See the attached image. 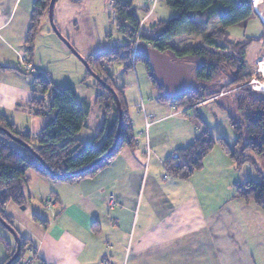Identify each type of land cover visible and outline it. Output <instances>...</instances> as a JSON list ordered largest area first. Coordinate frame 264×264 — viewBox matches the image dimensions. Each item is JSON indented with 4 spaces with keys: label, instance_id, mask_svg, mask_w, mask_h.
<instances>
[{
    "label": "crops",
    "instance_id": "0c3cea01",
    "mask_svg": "<svg viewBox=\"0 0 264 264\" xmlns=\"http://www.w3.org/2000/svg\"><path fill=\"white\" fill-rule=\"evenodd\" d=\"M33 1L0 0V116L16 130L36 136L54 113H35L32 99L43 97L47 106L48 96L40 93L33 75L19 62V55L25 56L24 40ZM251 18L257 20L262 31L255 41L264 39L262 22L255 16ZM250 37L229 40L240 42ZM259 49L253 62L264 55ZM28 61L37 69L35 53ZM134 82L136 109H127L134 147L122 148L107 167L75 183L29 176V182L37 186L33 190L28 182L24 194L30 204L40 202L42 209L33 206V215L45 225L38 224L32 233L24 234L36 247L35 258L31 254L25 260L30 264H249L250 258H263L264 211L233 197V185L243 167L251 164L237 166L214 146L204 157L202 167L188 178L170 175L164 158L190 144L203 123L210 121L198 111L193 115L199 106L179 107L173 101L160 100L158 91L142 75L141 82L136 76ZM81 100L94 103L93 96L90 102ZM90 110L91 104L88 114ZM100 113L101 123L96 126H89L87 117L86 126L77 135L81 143L95 147L102 144L103 138L93 143L104 121L102 108ZM207 127L210 132L212 129ZM257 158L258 178L259 173L264 175V153ZM216 188L227 194L217 196ZM110 195L115 200L111 206ZM49 196L55 198V204L47 209L43 200ZM8 206L15 205L8 203L5 209ZM208 209L223 210L229 217L216 218L206 213ZM243 209L259 217L242 218ZM5 257L2 250L0 263Z\"/></svg>",
    "mask_w": 264,
    "mask_h": 264
},
{
    "label": "trees",
    "instance_id": "16d2710c",
    "mask_svg": "<svg viewBox=\"0 0 264 264\" xmlns=\"http://www.w3.org/2000/svg\"><path fill=\"white\" fill-rule=\"evenodd\" d=\"M134 1L111 0L115 27L118 34L125 38V43L104 48L84 57L90 70L105 83L103 86L102 82L95 79L93 84L94 104L100 106L104 112L103 124L93 141L95 143L103 138L99 147L83 144L77 138L78 133L86 126L90 104L85 100L77 99L76 89L73 86L66 85L58 89L52 87L50 81L43 78L41 72L28 61V58L31 59L34 54L35 42L44 18L47 17L49 4V0L33 1L30 25L24 40L25 56L23 57L34 70L28 72L40 86V93L48 96L47 106L44 105L43 97L32 99L36 107L35 113L46 115L53 112L54 118L34 136L16 130L4 116H0V128L30 147L28 149L15 143L0 130V218L10 227L13 228V225L11 219L4 213L5 207L8 203L16 206L25 203L24 186L30 180V172L53 182L71 184L93 177L107 167L122 148L135 146L123 86L117 87L113 75L106 71L110 60L126 61V67L134 66L137 59L141 61L153 88L159 93V99L173 101L179 107L194 108L205 99L208 100L218 94L214 92L205 96L204 92L208 88L220 87L226 91L233 88L242 94L236 108L237 112L220 102L217 104V107L226 113L229 125L236 135L234 142L229 144L223 137L213 138L207 125L202 122L201 132L190 144L175 149L164 158V166L170 175L188 178L202 167L204 157L214 146H219L237 166L250 163L256 168L253 156L264 153V92L257 93L245 87L251 79V74L246 68L245 52L249 44L258 38L250 37L240 42H231L228 39L229 27L234 25L245 27L249 18L257 17L251 0H162L176 13V16L167 21L156 20L150 23L146 29L150 33L149 36L143 33L144 20L137 15L136 8L143 9L145 14L149 15L151 6L144 4L136 6ZM136 39L161 53L170 55L172 59L192 63L194 81L204 83L205 86L198 85L194 89H187L179 97L167 96L163 87L156 83L147 57L136 52L133 60L131 59L133 42ZM218 71L227 77L228 82L221 81V77L218 76L216 78L220 81H216L215 76ZM87 75L92 74L87 71ZM115 95L122 111V125L117 143L105 158L91 165L106 154L114 143L118 126ZM83 168L85 169L75 173ZM258 175L257 179L235 183L233 197L252 203L264 211V175L261 173ZM50 197L55 201L53 196ZM32 221L41 226L45 225V221L36 215L32 216ZM15 231L20 242V252L11 264H23L26 253L30 252L35 258L36 247L30 238L21 236L17 230ZM0 240L6 253L5 259L0 264H5L14 254L16 244L12 247L1 237Z\"/></svg>",
    "mask_w": 264,
    "mask_h": 264
},
{
    "label": "rangeland",
    "instance_id": "374dc122",
    "mask_svg": "<svg viewBox=\"0 0 264 264\" xmlns=\"http://www.w3.org/2000/svg\"><path fill=\"white\" fill-rule=\"evenodd\" d=\"M134 4L136 6H140L143 4L145 6H151V3L147 0H135ZM152 4V10H150L151 13H149V15H146L143 9H140L139 7L136 8L137 15L144 20L143 33L146 36L150 35L148 30H146L148 29L150 23L156 20L167 21L176 16V13L171 8H169L162 0H157L155 6L154 3ZM253 9L257 14L258 19L264 25L263 21L260 19L259 14L254 8V5ZM258 9L261 13H264V0L259 1ZM46 16L47 17L44 18V21L42 23L40 34L35 42L34 53L36 56V62H38L36 65V70L41 72V76L43 78L52 81V83L57 87L66 85L75 87L78 100L86 98L90 102V98L92 96L94 97L93 84L95 82V77L93 75H87V68L84 63L80 59H78V57H76L72 52H70L65 43L51 31L50 25L48 23V15ZM53 21L60 31L61 35L69 41V43L83 58L90 53H97L99 51H102L105 47H115V45L123 44L126 41L124 40L125 38L118 34L116 30L111 0H56L53 7ZM261 32L262 31L259 28L257 20L249 18L246 22L245 27H242L241 25H234L229 27L228 33L230 37H228V39L237 41L243 39L245 36L258 37L260 36ZM257 47L264 50V39H259V41H255L254 43H252L251 47H247L245 53V61L247 64L246 68L247 72L251 74V78L256 76V66L255 62H253V56L260 52V49L257 51ZM133 57L134 56L132 54V60ZM125 65L126 61L110 60L106 66V71L109 74L113 75L114 84L116 86H124L123 91L126 97V106L127 109L132 111L136 109L133 108L134 104H136L135 92L137 93V86L134 82L135 76L140 82L141 75L145 79V81L150 84L151 82L145 70L144 64L138 59L134 63V66L131 65L130 67H126ZM217 76L218 78L221 77V81L228 82L227 77H225L223 73H219L218 71L215 78ZM218 78H216L217 82L220 81H218ZM258 78V76L255 77V79ZM250 84V81L249 84L247 82L245 84V87H248L250 88V90L257 93L264 92L253 88L255 86L251 84L253 86L252 87ZM212 85H214V83ZM238 91L239 90L233 88H230V90L228 91L221 89L220 87H214L210 89L208 88L204 92V94L206 93L205 96H208L207 94H212L214 92H218V94L215 97H210V99H205L201 103L197 104L196 106L199 107L193 111V115H195V113L198 111L200 116H203L210 121L206 122L209 128L212 129L210 132H213L215 134V137H218V135L216 134H220L219 136L223 137L229 144H232L234 142L233 140L235 139L236 135L229 125L226 113L223 112V110H217L218 107L216 105L220 102L222 105L236 111V108L240 101L239 98L242 95ZM90 104L91 110L88 116V123L89 126H96L97 124L101 123L103 114L101 115L100 113V106L94 104L93 102ZM194 120L197 119L194 118ZM215 147H217L219 151H222L219 146ZM257 159V156H255L254 162H257ZM33 174V172H30L29 176ZM250 178L257 179V171L253 165L247 164L243 167L237 182H244ZM39 179L41 178L39 177ZM27 185L28 183L24 186V190L26 192ZM31 185L33 190L37 186L33 184V182H29V186ZM216 190L218 193L217 196H219V194L223 195L226 193V191H224V189L222 188L220 191L221 193H219V188H216ZM25 196L27 199L23 205H15L11 208H9L8 206L4 211L5 214H9L13 229L17 230L21 236H24V234L26 233H32V228L38 226L36 222H33L31 220L35 210L33 206H37L39 209L41 208L39 201L34 200L30 204L29 198L26 194ZM217 202H219V199ZM40 213H43V210H40ZM206 213H210L216 218L229 217V215L226 216V213L223 210H221L220 212H216L208 209L206 210ZM242 213V218H248L250 220L252 219V217H259L258 214H256L255 216L252 215L251 210L243 209ZM0 237L12 247H15L14 237L2 225H0ZM2 250L5 252L3 242L2 240H0V252ZM29 255H31L30 252L26 253L25 258H28ZM261 259L263 260V262H258L261 261ZM248 263H264V257L257 259L250 258Z\"/></svg>",
    "mask_w": 264,
    "mask_h": 264
},
{
    "label": "water",
    "instance_id": "95a60500",
    "mask_svg": "<svg viewBox=\"0 0 264 264\" xmlns=\"http://www.w3.org/2000/svg\"><path fill=\"white\" fill-rule=\"evenodd\" d=\"M54 4H55V0H49L48 10H47L48 23L52 31L54 32L55 35H57V37L61 41L65 43V45L68 47L70 52H72L76 57H78V59H80L84 63V65L87 68V71H89L95 77V79H97V81L102 82V80L94 72L90 70L84 58L75 50V48L69 43V41L61 35L60 31L58 30L57 26L55 25L53 21ZM135 52L143 54L145 57H147L156 83L159 86L163 87L165 94L169 97H179L187 89H194L198 85H201L203 87L205 86L204 83H196L194 81V77L192 73L194 66L190 62L180 60V59H172L170 55L166 53H161L158 50H156L154 47H151L147 43H144L142 41L137 43L135 47ZM102 85L105 86V83L102 82ZM115 101H116V106H117V111H118V126H117V130L115 134L114 143L106 154L98 158L91 165L105 158L113 150V148L115 147L117 143L120 128L122 125V111H121L120 103L116 95H115ZM0 130L4 132L15 143L22 145L25 148L30 149V147L26 143L16 138L14 135L9 133L8 131L4 130L3 128H0ZM36 157L40 161V163L46 169H48V167L44 164V162L38 156ZM85 168L77 170L75 171V173L82 171ZM0 224L12 234V236L14 237L15 244H16V249H15L14 254L5 263V264H11V262L15 258L18 257L19 252H20L19 238H18L16 231L12 227L7 225L6 222L2 220L1 218H0Z\"/></svg>",
    "mask_w": 264,
    "mask_h": 264
},
{
    "label": "built area",
    "instance_id": "2783aa9c",
    "mask_svg": "<svg viewBox=\"0 0 264 264\" xmlns=\"http://www.w3.org/2000/svg\"><path fill=\"white\" fill-rule=\"evenodd\" d=\"M148 2H150L151 3V6L153 5L152 3H155L157 0H147ZM139 41H138V39H136V40H134V42H133V56L135 55V47H136V45H137V43H138ZM113 44V43H112ZM19 61H20V63H21V65H22V69L24 70V71H34L33 70V68H32V66L31 65H29L26 61H25V59H24V57H23V55H19ZM255 74H256V76L255 77H259V78H261V79H255V77H252L251 78V80H249L250 81V83L251 84H260L261 82H264V79H263V75H264V55H261V56H259L258 58H256V60H255ZM259 80H261V81H259ZM249 81H248V84H249ZM250 84V85H251ZM252 86V85H251ZM253 87V86H252ZM146 125H148V123L146 124ZM147 128V127H146ZM108 203H109V205L111 206V205H113L114 203H115V200H114V197H113V195H110L109 196V199H108ZM55 204V201H54V199L52 198V197H47V198H45L44 199V201H43V205L48 209V208H50V207H52L53 205ZM31 263V261H29V260H25V261H23V264H30Z\"/></svg>",
    "mask_w": 264,
    "mask_h": 264
},
{
    "label": "bare ground",
    "instance_id": "6f19581e",
    "mask_svg": "<svg viewBox=\"0 0 264 264\" xmlns=\"http://www.w3.org/2000/svg\"><path fill=\"white\" fill-rule=\"evenodd\" d=\"M259 1L260 0H252V3L254 5V8L256 9L257 13L259 14L260 16V19L263 21L264 23V13H261L260 10L258 9V5H259ZM255 89L257 90H261V91H264V82H261L260 84H254Z\"/></svg>",
    "mask_w": 264,
    "mask_h": 264
}]
</instances>
